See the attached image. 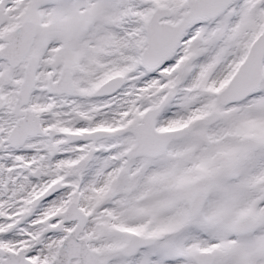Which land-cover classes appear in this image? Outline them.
<instances>
[{"label": "snow or ice", "instance_id": "6c2138e0", "mask_svg": "<svg viewBox=\"0 0 264 264\" xmlns=\"http://www.w3.org/2000/svg\"><path fill=\"white\" fill-rule=\"evenodd\" d=\"M0 264H264V0H0Z\"/></svg>", "mask_w": 264, "mask_h": 264}]
</instances>
